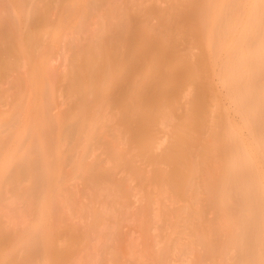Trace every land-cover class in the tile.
<instances>
[{"label":"bare ground","instance_id":"obj_1","mask_svg":"<svg viewBox=\"0 0 264 264\" xmlns=\"http://www.w3.org/2000/svg\"><path fill=\"white\" fill-rule=\"evenodd\" d=\"M201 1L179 0V6L167 8L160 16L162 32L160 26L150 25L145 18L132 23L130 9L120 7L116 0H55L54 5L51 0H38L36 5L31 0H16L11 25H0V78L12 72L13 80L9 82L15 89L9 86V93L0 89V98L8 97L6 103L11 106L0 121V129L7 126L4 133L0 131V216L8 218L10 226L19 225L21 231L12 239L8 231L0 228L1 259L11 263L19 255L25 264H66L85 233H73L59 215L65 204L73 202L71 192L64 188L65 179L74 172L92 169L87 156L94 150L93 143L109 136L111 161L106 167L96 164L91 172L106 173L130 165V173L145 186L152 184L161 195H167L170 205L185 198L183 206L158 213L168 218L176 211L175 229L192 236L190 247L201 243L204 253L198 255L200 259L226 257L235 251L236 264H264V110L258 112L254 101L258 98L264 107V0H246L241 9L234 0H208L212 3L209 9ZM104 6L108 7L106 13L101 11ZM55 7L68 14L96 15L100 27L87 32V45L71 59L65 98L73 102L75 111L53 117L45 106L30 113L29 100L42 101L49 82L46 54L56 45L59 32L68 27V14L51 22ZM138 9L140 13L142 7ZM30 16L48 21L56 40L51 35L47 43H34L31 31L24 27V20ZM188 18L193 19L191 25L183 23ZM87 25L81 17L75 19V27L80 28L72 35L74 41L79 33H86ZM190 30L196 32L192 43L199 48L198 55L206 66L212 61L210 51L215 50L216 57L223 53L220 80L228 88L237 111L249 122L248 139L240 138L222 113L207 115L206 105L217 103L209 104L202 90L192 93L190 105L179 122H174L173 112H166V103L160 101L161 95L169 94L174 87L170 70L140 82L134 77L126 80L119 69L118 55L130 40L137 41V51L143 52L156 43V52L163 54ZM175 61L196 65L188 53L176 52ZM20 76L25 91L21 90ZM154 90L160 95L154 96ZM14 96L20 98L19 102L18 98L13 100ZM52 97L53 92L49 98ZM110 104L118 107L115 114L122 119L143 125V132L135 137L141 143L140 153L156 164L153 175L132 167V157L119 149L117 138L122 135L128 140V131L108 126L111 115L106 108ZM150 112H157L162 122L172 124L169 141L161 153L144 134ZM79 145L82 156L77 160L73 151ZM66 146L70 149L67 155ZM64 165L69 168L65 178ZM105 180L100 177L102 184ZM22 185H27L31 193L23 197L25 208L22 204L19 208L17 202V209L11 205L13 210L10 206L6 210L1 201L3 194L10 187L15 190ZM32 206L34 219L29 223ZM114 208L112 204L99 209L94 217L107 216ZM171 249L172 245H167L159 251L154 264H167Z\"/></svg>","mask_w":264,"mask_h":264},{"label":"rangeland","instance_id":"obj_2","mask_svg":"<svg viewBox=\"0 0 264 264\" xmlns=\"http://www.w3.org/2000/svg\"><path fill=\"white\" fill-rule=\"evenodd\" d=\"M37 1L38 0H31L32 5H36ZM51 1L54 2L55 0ZM234 1L241 9L244 7L246 0ZM116 2L118 5H122L120 7L130 9L132 12V23L137 22L140 18H145L150 25L160 26L162 32L164 26L163 21L160 19L161 14L171 6L180 5L179 0H171V2L167 0H116ZM200 3L207 9L212 6L211 1L208 0H202ZM54 4H56V2H54L53 5ZM15 6L16 0H0V25L5 28L11 25ZM139 7H142L140 13L138 12ZM55 8L54 12H52L53 10L51 11L52 16L50 17L53 20L50 19L51 22H56L68 14L67 12L64 13L62 9ZM101 11L106 13L108 7H102ZM68 16L70 19L68 20L67 30L59 32L56 45L46 54L48 62L46 65V73L47 81L49 82H46L47 88L45 94L42 96V101L30 98L29 101L32 104V109H29L30 113L39 109L41 106L47 107L48 113L53 117L61 112L66 111L71 113L75 111L73 102L65 98L66 89L70 84L69 74L71 73V59L87 45L86 40L90 35L87 32H90L92 29L94 31L98 30L100 21L95 17L96 15L81 16L72 12V14H68ZM77 17H81L85 25L88 24L89 26H84L86 27V33H79L77 35V41H74V36L72 37V35L76 34V28L78 30L80 28L75 27V19ZM183 23L191 25L193 19L188 18L183 20ZM24 27H26L28 31H31L34 43H47L49 39H51V35L56 40V34L54 36V33H52V26H50V23L48 21H42L37 16H30L28 19L24 20ZM194 33H196L194 30L188 31V33L183 36V39L173 43L169 50L163 54L156 52V43L150 44L147 50L143 52L137 51L135 50L137 41L132 39L129 44L125 43V48H122L123 50L118 55L119 69L126 75V80L127 78L130 79V77H134L140 82L150 81L155 75H163L165 71L170 70L174 77L172 80L174 87L169 94L161 95L160 101L166 103V107L164 106L166 112L169 110L173 112L172 114L176 117L174 122H179V117L190 105L189 101L192 93L194 94L196 90H202L209 104L213 102L217 103L215 106L211 107L206 105V109H204L206 111L208 110L207 115L209 117H214L222 113V116L237 129L239 137L246 140L250 137V129L248 128L249 122L237 111L235 102L232 100L228 88L220 80L219 72L223 53L216 57L215 50L210 51L209 57L212 61L209 66H206L198 55L199 48L192 43ZM65 41H67L66 43L69 41V44L70 42H74V44L65 45ZM71 47L72 49H70ZM176 52L188 53V55L192 54L193 61L196 65L192 66L191 61H175ZM11 73L12 72L8 74L3 73L2 75L4 76L0 78V89L3 88V90H1L4 91V93H9V86L12 87L11 89L15 90L13 84L11 85V80H13ZM61 75L65 78H62ZM18 79L22 80H19V84L24 83L21 76ZM68 79L69 81H66ZM9 81H11V83ZM65 85H67V87ZM20 87L23 88L21 89L22 91H25V84L20 85ZM63 88H65V91ZM50 90H52L54 95L52 98H49L52 94ZM14 92L11 90V93ZM160 93L161 92L155 90L153 91L154 96H158ZM15 98L18 97L14 96L13 100ZM6 99H8L6 96H3V99L0 98V121L4 116L3 112H7L11 109L10 104L6 103ZM19 99L20 98L16 101L19 102ZM254 101L257 111L262 112L264 107L260 104L258 98H255ZM117 108L115 104H110V106L106 108V112L111 115V120L108 123L110 128H126L128 131V140H124V138L121 137L122 135L117 138L118 140L116 143L120 144L119 149L122 153H127L132 157V167L142 171L147 176L153 175L157 170L156 164L152 162L150 158L140 153L141 143L135 137L138 133L141 134L143 132V125L137 121L128 120L127 122L125 119H122L119 115L115 114ZM146 116L147 118L145 121L148 128L146 126L147 133L145 132L144 134L150 136L151 145L155 147L157 153H161L169 141V132L172 124L167 125L162 122V118L157 112H150ZM5 127H2L0 131L3 129L1 132L4 133ZM109 139L110 137L106 136L93 143L92 147L94 150L92 153H90V151V154L87 156V161L92 169L96 164H100L104 167L109 165L111 161ZM66 147L65 152V150L63 151V146L62 153L65 152L64 154L67 155L70 149L68 146ZM76 148L78 147H75V150H77ZM78 149V154L74 150L73 155L75 156L73 157L72 155V157L80 160L79 157L82 156L80 145ZM66 164L69 166L68 163ZM67 166L64 165V171H66L63 176L64 178L69 170ZM92 169H86L83 172H74L65 179L64 188L71 192L73 202L72 204H65L59 210V215L63 222L65 221L68 223V227L73 233H85L81 239V244L68 255L69 257L66 264H154V257L167 245H172V252L166 259L167 264L237 263V252L235 251H233L232 255L226 257L217 255L214 258L200 259L198 255L204 250L201 243H197L193 245L194 247H190L189 242L192 236L187 234V232L179 234L176 231V211L173 210L174 212H171L168 218L159 215L158 211L162 212L168 207L174 209L183 206L185 204V198L179 204L171 203L170 205L167 200V195H161L158 188L154 185L145 186L137 177L133 176L130 173V165L118 166L108 170L106 173L97 172L95 170L91 172ZM100 177H105L106 180L103 184H107V186H104L100 182ZM12 188L13 187H10V190L8 189V191L3 194L1 199L3 202V204L1 203L2 206H4L6 210H9L11 205L15 207L16 203L19 202L17 206L19 204L18 207L20 208L22 204L21 207L25 208L22 202L23 197H27L31 194L28 192L27 185H22L21 188L15 190ZM118 200H120V204ZM31 203H33V200ZM112 204L115 208L112 212H109V215L101 217L100 219L94 217L95 211L103 208H110ZM17 206L14 209H17ZM12 210L13 208L11 207L10 211ZM29 210L31 215L28 222L31 223L34 219V215L32 214L34 213L33 206ZM2 216H0V228L8 231L10 238H17L21 231L20 226L8 225V218H2ZM0 264L25 263H23L19 255H16L11 263L0 258Z\"/></svg>","mask_w":264,"mask_h":264}]
</instances>
